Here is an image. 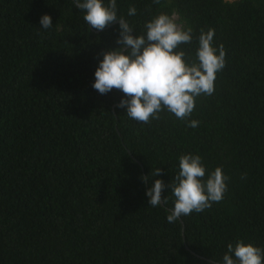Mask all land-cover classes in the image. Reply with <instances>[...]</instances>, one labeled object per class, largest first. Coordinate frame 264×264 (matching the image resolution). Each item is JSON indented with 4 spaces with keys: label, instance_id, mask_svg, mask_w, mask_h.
<instances>
[{
    "label": "trees",
    "instance_id": "1",
    "mask_svg": "<svg viewBox=\"0 0 264 264\" xmlns=\"http://www.w3.org/2000/svg\"><path fill=\"white\" fill-rule=\"evenodd\" d=\"M116 5L134 35L177 14L193 30L180 45L192 60L213 29L226 53L215 90L187 120L165 109L135 121L117 107L121 91L92 87L103 53L118 47L119 21L97 31L74 0H0V264H224L229 243L264 248V0ZM188 153L202 157L205 180L221 167L227 191L169 223L171 191L158 207L146 191L170 184Z\"/></svg>",
    "mask_w": 264,
    "mask_h": 264
},
{
    "label": "clouds",
    "instance_id": "2",
    "mask_svg": "<svg viewBox=\"0 0 264 264\" xmlns=\"http://www.w3.org/2000/svg\"><path fill=\"white\" fill-rule=\"evenodd\" d=\"M74 4L83 10V19L91 29L103 31L119 21L118 47L103 53L92 87L101 95L113 89L121 91L124 95L117 107L125 108L129 118L147 124L166 109L177 119L187 120L193 113L196 98L213 94L216 74L225 67L226 55L223 45L219 49L213 46V29L201 31L196 58L192 60L180 45L191 43L193 30L177 23L174 15L160 13L145 23L143 34L134 35L132 26L123 16H118L116 0L107 4L104 0H74ZM135 13V7H130L128 15ZM40 24L45 30L51 28V16L43 15ZM189 126L197 127L198 121L191 120ZM161 174L162 169L157 168L142 180L147 182ZM205 174L200 155L182 154L179 172L172 182L165 184L162 179H156L147 189L148 204L167 205L169 197L163 193L169 189L174 197V206L167 215L169 223L211 208L213 203L223 200L228 177L221 167H216L206 180ZM223 262L264 264V248L237 240L235 245L228 244Z\"/></svg>",
    "mask_w": 264,
    "mask_h": 264
},
{
    "label": "rangeland",
    "instance_id": "3",
    "mask_svg": "<svg viewBox=\"0 0 264 264\" xmlns=\"http://www.w3.org/2000/svg\"><path fill=\"white\" fill-rule=\"evenodd\" d=\"M228 1L232 2V1H235V0H228ZM174 16H175V18H176L177 23H179V24L182 25V22H181V20H180V17H179L177 14L174 15Z\"/></svg>",
    "mask_w": 264,
    "mask_h": 264
}]
</instances>
